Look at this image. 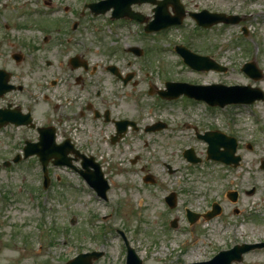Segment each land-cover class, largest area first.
Instances as JSON below:
<instances>
[{
    "label": "rangeland",
    "instance_id": "374dc122",
    "mask_svg": "<svg viewBox=\"0 0 264 264\" xmlns=\"http://www.w3.org/2000/svg\"><path fill=\"white\" fill-rule=\"evenodd\" d=\"M97 1L0 0V28L5 33L0 43V66L15 75H26L25 80H29L28 73L35 72L40 91L50 93L53 78L66 77L65 60L60 70L57 60L78 53L100 66L95 77L102 79L103 97L112 98L110 89L115 85L109 87L101 67L115 64L122 72L132 73L134 83L120 88L122 99L115 114L134 116L141 124L161 120L167 126L154 134L132 133L118 144H98L110 183L105 201L94 198L77 175L64 168L52 169V182L46 189L41 188L36 165L26 169L20 161L4 168L2 161L10 160L18 146L0 134V264H64L79 252L92 250L103 252L93 264H123L125 250L119 231L136 249L142 264L206 261L233 244L264 241V172L259 169L264 159V101L249 107H227L224 112L218 108L209 111L202 102L182 97L166 102L156 94L165 81L181 80L250 85L264 92V79L254 82L239 70L240 64L253 59L264 73V0H180L186 11L182 24L145 37L137 23L111 20L109 12L97 16L88 8L82 12L85 3ZM153 7L132 5L145 16L152 15ZM201 9L236 14L241 20L234 25L197 28L188 14ZM65 20L81 26L70 33ZM174 43L210 56L225 65L227 72L189 69L172 49ZM132 46L147 49L150 57L123 52ZM15 52L24 58L19 63L11 58ZM149 87L151 95L146 94ZM39 108L48 113L45 103ZM194 127L234 132L240 141L243 166L232 169L204 162L206 144L196 139ZM11 133L18 135L17 131ZM190 145L201 158L198 164H189L182 156V150ZM146 172L160 186L144 183ZM227 189L240 192L236 202L225 196ZM171 191L177 196L173 209L164 206L161 198ZM213 201L222 207L219 215L188 224L185 208L204 213ZM172 219L177 220L176 229L169 226ZM233 264H264V248Z\"/></svg>",
    "mask_w": 264,
    "mask_h": 264
},
{
    "label": "flooded vegetation",
    "instance_id": "af4514ba",
    "mask_svg": "<svg viewBox=\"0 0 264 264\" xmlns=\"http://www.w3.org/2000/svg\"><path fill=\"white\" fill-rule=\"evenodd\" d=\"M65 24L67 31V20H65ZM80 26L76 22L70 33H73ZM81 30L83 31V29ZM0 31L1 43L4 41L5 33L2 28ZM64 46L65 48L68 47V45ZM80 47L85 48V46ZM129 48L126 47V52H129ZM23 59L21 54L17 61L13 60L15 63H19ZM64 60L67 70L66 77L55 76L50 82L51 87H53L50 93L40 91V84L35 72L28 73L29 80H25L26 75H15L0 66L1 137L17 142L18 147L13 149L14 155H16L22 153L26 142L35 143L38 141L39 127L52 128L54 134L53 153H56V146H60L58 151H64L65 159L71 165L65 168L66 171L73 172L78 176L79 170L93 171L95 164L109 180L107 177L108 168L102 158L103 153L99 143L114 145L121 143L132 133H158L165 129L167 124L164 123V127L158 130L156 120L141 124L139 119L134 116L115 114V107L119 106L118 100L122 99L120 88L128 86L131 82L134 85L131 81L132 73L122 72L115 64L103 65L101 72L107 75V84L109 87L115 85L110 89L112 98H105L102 95L104 89L101 84L102 79L95 77L100 66L90 64L84 55L75 53L71 56L64 55L57 60L56 66L59 70L62 69ZM46 65H49V62ZM60 88H63V93H59ZM114 99L117 100V103ZM41 103L47 105L49 109L47 114H45L46 111L40 110L39 105ZM121 120L125 123L124 129L116 124ZM9 130L10 133H8ZM11 130L14 133L17 131L18 135L13 136ZM144 141L147 143L146 139ZM90 144L94 146L92 147ZM119 151L123 153L122 149ZM21 162L25 163L26 169H32L35 165L38 169L40 163L37 154H31L27 158L21 159ZM46 167L48 172L52 171L54 165L51 160L48 161ZM78 179L81 180L79 176ZM145 179L153 182L151 185L157 183L156 185L160 186V183L150 173L146 172L143 175L142 181Z\"/></svg>",
    "mask_w": 264,
    "mask_h": 264
},
{
    "label": "water",
    "instance_id": "95a60500",
    "mask_svg": "<svg viewBox=\"0 0 264 264\" xmlns=\"http://www.w3.org/2000/svg\"><path fill=\"white\" fill-rule=\"evenodd\" d=\"M142 2H151L157 4V7L154 9V19L145 28L147 31L158 30L171 24L180 23L182 17L184 16V11L178 0H102L97 3L90 4L89 7L94 14L104 13L110 7H113L112 18L127 16L142 22L143 18L141 17V15L137 12L131 11L129 8L130 4L132 3ZM169 5L172 6L174 15L169 14V12L167 11V7ZM192 16L195 18L199 25H202L204 27L211 26L212 24H215L217 22L230 23L237 20V18L234 16H224L220 13H209L205 10L201 11L200 13H194L192 14ZM177 50L184 57V61L191 67L205 70H208L209 68L224 70L223 67H219L212 59L210 60L206 56L193 55L188 50L180 47L177 48ZM14 58L16 60L19 59L17 55L14 56ZM245 70L254 78L261 77L259 71L256 69L253 63L246 64ZM166 87V91L160 92V95L162 97L175 98L184 93L189 97L204 99L210 104H218L220 106L233 102H253L256 99L263 98V94L259 89L251 88L249 86L226 87L221 84H212L209 86H191L187 84L167 83ZM122 123L123 122H119L118 124L122 125ZM45 130L46 128H40V141L37 144H27L24 149L25 156L36 152L43 162H46L48 158L51 157V153L49 152H53L52 134L45 133ZM202 138H204L208 142V158L220 160L225 163L237 162L238 157H233V153L236 147L234 139L227 138L218 132H211V135L209 133H206L204 136H202ZM37 146L39 147L37 148ZM220 147H224V150L220 151ZM54 156L55 164L62 165L66 163L62 156ZM184 156L194 163L199 161V159L193 157L192 150L185 151ZM13 161H17V159H14ZM261 166L264 168V161H262ZM82 174L86 178V180L96 188L97 192L101 196H104L107 185L105 183V180L102 179V174L101 172H99L98 167H96L95 171L93 172H83ZM235 196V193L230 194V198L232 200L235 199ZM174 200V195L171 194L168 197V201L170 202L171 206H173ZM213 208L214 210L212 212H208L203 216L208 219L216 215L219 212V207L214 204ZM198 216V214L188 212V218L190 222H193ZM171 225L175 226V222L171 223ZM262 246H264V244L236 245L228 251L220 252L210 261L192 264H230L232 261H240L241 255L246 251L254 247ZM99 256H101L100 252L80 254L72 260L68 261L66 264H92V261L97 259ZM126 264H142L139 257L131 248H128Z\"/></svg>",
    "mask_w": 264,
    "mask_h": 264
}]
</instances>
